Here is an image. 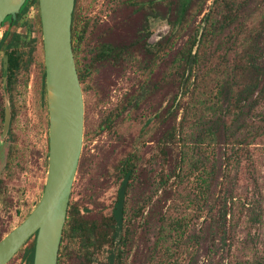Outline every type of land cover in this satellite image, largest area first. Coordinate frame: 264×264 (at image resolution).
I'll return each instance as SVG.
<instances>
[{
    "label": "rangeland",
    "instance_id": "rangeland-1",
    "mask_svg": "<svg viewBox=\"0 0 264 264\" xmlns=\"http://www.w3.org/2000/svg\"><path fill=\"white\" fill-rule=\"evenodd\" d=\"M121 1L78 0L79 17L90 21L91 31L77 56L79 67L89 73L80 85L84 87L82 147L69 203L87 207L90 218L107 216L118 184L113 168L125 155L137 151L136 181L128 193L130 239L121 264H255L258 257L264 255V136L243 146L252 165L246 166L240 157L239 167L233 170L227 166L225 158L230 147L228 139L220 133L214 141L202 136L209 121H214L210 109L219 105L213 79H219L230 69L233 47L227 39L231 36V28L214 38L193 71L197 84L203 80V88L192 96L187 92L182 95L174 75L173 59L189 33L200 30L201 15L180 34L165 55L162 51L154 57L140 55L135 59H124L118 66L93 64L90 59L100 40L113 44L129 41L138 19L129 14L128 8L120 6ZM246 6L244 21L255 24L264 14V0H250ZM12 31L21 35L15 47L20 60V67L15 72V134L20 145V161L14 177L0 184V239L33 208L41 194L46 172L47 112L39 84L43 63L36 3L29 6ZM167 32L164 20L151 18L146 41L161 43ZM1 33L2 29L0 36ZM30 46L33 51L28 56L26 50ZM3 53L0 52V59ZM145 79L156 86L152 96L134 113L125 112L116 119L111 131L97 132L99 122L136 92ZM169 106L173 116L163 117V111ZM183 108H188L187 121L182 123L185 128L182 137L176 134L169 162L165 165L157 141L169 128L174 127L177 131ZM154 109H157L159 119L151 122L145 129L147 133L138 138L142 122ZM258 109L251 110L250 114ZM195 146L201 150L199 155L193 151ZM181 154V170L176 167L174 172L180 177L170 175L164 182V169L171 168L174 160L179 166ZM198 162H203L207 171L210 166L214 168L209 176L213 180L205 203L209 205L215 200L216 207L220 208L222 199L219 196L229 195L226 207L230 208L231 214L226 216L225 244L213 233L206 207H202L203 203L196 205L198 200L195 199L201 196L198 193L199 175L205 176L199 172ZM191 163L195 165L191 166ZM244 203L252 205L258 215L255 222L247 221ZM256 204L258 208L254 207ZM163 217L183 220L181 240L176 241L172 231L169 236L162 237L165 241L157 240L160 239ZM105 249L95 256L101 263L105 261ZM6 264H21L19 251ZM61 264L79 263L67 257Z\"/></svg>",
    "mask_w": 264,
    "mask_h": 264
},
{
    "label": "trees",
    "instance_id": "trees-1",
    "mask_svg": "<svg viewBox=\"0 0 264 264\" xmlns=\"http://www.w3.org/2000/svg\"><path fill=\"white\" fill-rule=\"evenodd\" d=\"M207 1L122 0L120 6L128 8L129 14L138 19L132 28L129 41L113 44L108 40H100L95 45L90 62L118 66L122 60L135 59L140 55L154 57L161 51L165 55L180 34L193 23L196 17L201 15L199 20L202 23L200 32L195 29L189 33L173 59L176 69L174 75L178 79V88L182 89V95L187 92L192 96L194 92L203 88L201 86L203 80L200 79L199 84H197L193 71L200 63L204 51L214 38L231 28V36L227 39L230 47H233L230 69L224 75L222 73L219 79L216 77L213 79V86H216L215 96L219 100V105L210 109L214 115V121L212 119L209 121L210 125L205 131H202V136L207 140L214 141L217 134L220 133L222 137L228 139L230 147L225 158L227 166L233 170L239 167L240 157H242V162L247 164L246 166L252 165L249 153L244 147L250 144L249 142L254 138L264 136V14L255 24H252L244 21L246 19L244 11L250 0H211L208 4ZM34 3L37 4V0H25L15 20L11 21L9 17H6L0 25V29H2L0 52L3 51L6 56L7 79L13 71L20 67L19 55L15 51V47L20 42L21 35L12 31V27ZM151 18L164 20L168 27V32L163 36L161 43L149 44L146 41ZM90 31V21L79 17L78 0H74L70 19V45L80 85L84 83L89 72L79 67L77 56L80 46ZM30 42L32 44L33 40ZM194 47L195 51L192 55L191 51ZM32 51V46L27 47L26 54L30 56ZM192 78L193 81H191ZM190 82H192L191 86ZM39 84L41 97L45 100L43 66H41ZM82 89L84 87H81V91ZM155 90V84L149 83L148 79L143 80L136 92L128 96L123 103L116 106L99 122L97 132L111 131L116 119L125 112L134 113L146 99L152 96ZM174 99L173 97L172 100ZM169 108L170 106L165 108L162 113L163 117L171 118L173 116L172 112L169 113ZM256 108H259L258 111L251 115L250 111ZM187 112L188 108H183L177 131L176 128L171 127L157 141L165 165L169 162V155L176 134L178 137H182L183 128H185L182 123L187 121ZM159 116L157 109L150 111V114L142 122L138 138L147 133L145 130L147 126L151 122H156ZM232 130H235V133H232ZM193 151L199 155L201 150L195 146ZM138 160V153L134 151L125 155L113 168L118 184L107 216L100 219L90 218L87 216L90 213L87 207L80 206L76 202L69 203L68 200L56 264H61L67 257L74 259L79 264L122 263L126 257L127 252L125 250L130 239L128 193L136 181ZM196 162L194 161V163ZM176 163L177 161L174 160L171 168L164 169V182L170 175L176 178L180 177L174 172L176 167L181 170L183 154L180 156L179 166H176ZM194 163H191V166H194ZM198 165H200L199 172L205 176L199 175L201 186L198 187V193L201 196L195 199L198 200L195 201L196 205L203 203L202 207H206L207 219H209L210 226L213 227V233L225 244L226 216L231 214L230 208L226 207V198L229 195L221 194L219 196L222 199V207L220 208L216 207L215 200L212 204L207 205L205 203L206 197L213 180L209 176H212L214 168L210 166L207 171L203 162H198ZM197 168L198 166H195V169ZM231 199L229 198V200ZM254 207L258 208V204ZM243 208L248 211L247 221L249 223L255 222L258 215L252 209V205L244 203ZM183 226V220L164 219L163 217L160 239L157 240L159 242L165 241V237L169 236L170 231L176 234L173 237L176 241L181 240ZM163 236L165 237L162 238ZM33 243L34 237L32 236L18 250L21 264L32 263ZM103 248H106V255L105 261L101 263L96 260L95 256ZM165 249L168 251L167 247ZM255 264H264V255L258 257Z\"/></svg>",
    "mask_w": 264,
    "mask_h": 264
},
{
    "label": "water",
    "instance_id": "water-1",
    "mask_svg": "<svg viewBox=\"0 0 264 264\" xmlns=\"http://www.w3.org/2000/svg\"><path fill=\"white\" fill-rule=\"evenodd\" d=\"M24 1L0 0V25L6 17L14 21ZM73 1L37 0L47 112L45 180L30 212L0 239V264H6L32 236L31 264H56L82 147V92L70 45ZM194 51L195 47L192 55ZM5 67L4 56L3 74Z\"/></svg>",
    "mask_w": 264,
    "mask_h": 264
},
{
    "label": "flooded vegetation",
    "instance_id": "flooded-vegetation-1",
    "mask_svg": "<svg viewBox=\"0 0 264 264\" xmlns=\"http://www.w3.org/2000/svg\"><path fill=\"white\" fill-rule=\"evenodd\" d=\"M4 56L3 53L0 59V184L14 177L20 161V145L15 134V72L18 69L7 79V65L3 74Z\"/></svg>",
    "mask_w": 264,
    "mask_h": 264
}]
</instances>
